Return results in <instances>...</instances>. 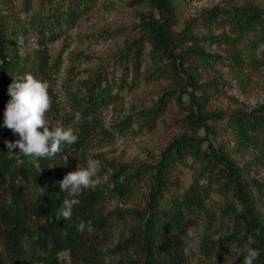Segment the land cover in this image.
Here are the masks:
<instances>
[{
	"label": "trees",
	"instance_id": "obj_1",
	"mask_svg": "<svg viewBox=\"0 0 264 264\" xmlns=\"http://www.w3.org/2000/svg\"><path fill=\"white\" fill-rule=\"evenodd\" d=\"M30 1L25 0L27 17L22 22L0 11V70L10 84L30 71L39 80H48L52 65L47 44L74 26L94 0H38L35 8ZM134 1L147 11L139 15L138 37L126 43L117 59L123 73L116 78L113 69H97L76 90L67 92L65 127L73 128L78 141L63 145L55 157L36 158V163L0 151V264H64L59 258L62 253H67L70 264H185L197 250L211 258L230 248L241 252L228 264H244L248 246L260 251L254 264H264V221L260 212L264 208V183L248 180L245 168L236 164L230 152L223 145L213 146L207 138V134L220 135L239 151L255 147L261 153L258 159L264 156L261 107L227 114L209 108L211 98L225 83L212 72L219 67L233 72L260 68L262 60L257 51L264 46V7L246 4L213 9L175 31V0ZM197 25L221 27L223 31L198 35L193 32ZM21 31L34 37L31 54L22 55L18 50ZM210 44L223 45L225 54L207 51L205 45ZM128 70L133 74L130 82L125 79ZM202 72L200 82L197 75ZM140 77L145 82L168 81L172 89H165L150 106L131 105L130 112L115 121L111 129L122 136L133 132V124L151 131L174 99L183 134L173 137L150 162H102L98 169L101 182L95 189H84L76 196L60 191L58 182L68 172L86 167L85 147L90 141L112 135L104 127L102 111L109 106L116 108L121 100L114 87L135 88ZM3 81L0 143L12 134L3 126L5 105L10 99L9 83ZM184 94L187 103L182 99ZM200 130L206 137L195 136ZM188 160L194 177L183 188L176 179L177 171L187 166ZM142 189L147 191L144 212L106 211L105 204L111 199H124ZM66 198L75 201L71 219L57 221L56 212ZM81 221L85 223L83 232L77 230ZM114 221L132 223L129 236L104 251ZM201 224L205 229L207 225H219V232L227 227L229 232L215 241L206 236L201 245L185 255L187 230L195 232ZM26 241L31 249L25 248ZM107 253L119 258L106 263Z\"/></svg>",
	"mask_w": 264,
	"mask_h": 264
},
{
	"label": "rangeland",
	"instance_id": "obj_2",
	"mask_svg": "<svg viewBox=\"0 0 264 264\" xmlns=\"http://www.w3.org/2000/svg\"><path fill=\"white\" fill-rule=\"evenodd\" d=\"M38 0H31L30 6L35 8ZM177 24L175 31H180L186 26L187 21L197 15L208 12L213 9H234L246 4H253L264 7V0H175ZM134 0H94L90 9L81 15L77 23L63 30L59 38L47 44L49 63L52 65L49 69V95L52 98L51 108L46 113L45 119L51 126H66V111L68 110V90H76L81 81L86 79L97 69L114 70V76L117 78L123 72L117 65V59L124 50L127 42L138 37L140 13L146 12L147 8L136 5ZM25 0H0V11L13 17V20L20 18L21 22L26 19L27 12L23 10ZM7 7V8H6ZM12 22V20H11ZM221 27H202L195 26L193 32L198 35L220 34ZM18 48L22 55L31 54L35 46L34 37L29 33L19 35ZM207 51L225 54L223 45L216 44L205 45ZM261 58V66L256 71L233 72L226 67H219L216 72H212L223 81L221 91L214 95L209 103V108L224 113L234 110L252 111L262 108L264 113V46H260L257 51ZM145 63V60H144ZM144 68V65L140 70ZM32 75L34 73L30 71ZM132 73L128 70L125 75L127 82L132 79ZM202 75H197L198 80L202 82ZM37 79L38 77L35 76ZM10 84V80L5 79L0 70V82ZM43 81V80H42ZM4 82V81H3ZM135 88L120 89L114 87L113 92L119 90L121 100L118 101L116 108L109 106L102 111L104 127L110 129L111 136L107 138H97L90 141L85 147V154L88 159L102 162H150L158 157L161 150L175 136L183 134L184 130L179 125L177 119L179 114L178 106L172 99L167 105L165 113L158 119L156 126L151 131L145 128L139 129L133 124V132L122 136L115 133L112 128L115 121L127 115L130 112V106H150L162 92L166 89H172V86L165 80L145 82L143 77L137 80ZM185 103L188 102L186 94L182 96ZM208 124L211 121L208 120ZM66 128V127H65ZM196 137H206V133L200 130ZM18 135L11 134L9 141L18 139ZM209 142L213 146L223 145L229 152L230 157L239 167H244L248 180L257 183H264V156L260 159V151L255 147H248L239 151L237 147L228 138L220 135L214 136L207 134ZM206 143L203 145L205 146ZM0 151L7 152L8 149L4 142L0 143ZM17 154H10L31 163H36L35 157L24 156L19 153V149L13 150ZM22 161V160H20ZM191 161L188 160L187 166H181L177 171V180L181 187L186 188L193 180V169L189 167ZM99 169V168H98ZM146 189L138 191L132 196L124 199H111L105 204L107 212L116 210H128L134 212H144L147 208ZM0 189V198H2ZM261 207V204H260ZM262 219L264 221V208H260ZM130 222L114 221L110 235L103 244V250H112L116 244L129 236L128 226ZM219 225H213L207 229L201 224L195 231V239L198 246L203 243L207 237L215 241L221 239L229 231L227 227L219 232ZM31 243L26 241L25 248L31 249ZM197 246V247H198ZM241 252L230 248L207 258L200 252L191 255L185 264H228L234 257ZM2 246L0 242V254ZM59 258L64 264H70L67 253H62ZM111 253H107L105 262L110 263L117 260Z\"/></svg>",
	"mask_w": 264,
	"mask_h": 264
},
{
	"label": "clouds",
	"instance_id": "obj_3",
	"mask_svg": "<svg viewBox=\"0 0 264 264\" xmlns=\"http://www.w3.org/2000/svg\"><path fill=\"white\" fill-rule=\"evenodd\" d=\"M49 87L48 82L37 79L31 73L15 77L9 84L7 92L10 99L5 105L3 126L19 138L14 141H4L8 153L17 154L13 150L19 149L18 154L24 156L52 158L62 151L63 145H72L78 141V136L74 134L72 127L51 126L45 119L52 103ZM98 168L99 161L88 159L86 167H77L58 182L60 191H68L71 196H76L84 189H95L101 182ZM41 191H43L42 187ZM74 203V200L64 199L56 212L55 219L57 221L61 218L71 219ZM84 229L85 223L81 221L77 225V230L83 232ZM186 235L188 243L184 253L189 255L198 246V241L192 228L187 230ZM246 251L244 264H254L260 256V251L251 246H248Z\"/></svg>",
	"mask_w": 264,
	"mask_h": 264
}]
</instances>
